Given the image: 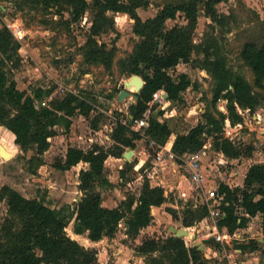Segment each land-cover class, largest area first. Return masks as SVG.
<instances>
[{
  "label": "trees",
  "instance_id": "obj_1",
  "mask_svg": "<svg viewBox=\"0 0 264 264\" xmlns=\"http://www.w3.org/2000/svg\"><path fill=\"white\" fill-rule=\"evenodd\" d=\"M221 1L169 0L155 15L145 19L140 17L137 9L145 6L146 0H15V3L18 8L27 6L34 13L38 9L55 7L61 16L67 11L72 21L81 19L90 10L92 18L80 47L81 55L85 63L102 65L108 70L115 62L116 48L99 42L97 37L113 28V14H128L136 40L132 50L118 58L116 64L120 73L127 76L139 74L145 82L141 90L134 93L138 98L129 105L128 114L132 118L140 117L157 90L165 91L166 99L172 105L180 102L182 93L197 84L188 73L174 76L171 69L180 62H191L209 74L211 96L204 97L202 119L186 132L176 133L172 150L178 155L195 152L203 147L205 137H211L213 149L224 157H251L255 149L253 142L242 146L226 137L225 120L228 119L231 126H240L244 117L239 109L252 113L264 104V41L252 38L245 41L240 49L239 58L253 75L250 82L242 71L230 65L225 44L218 34L210 32L198 42L193 40L200 4L203 5V13L212 21V28L218 25L225 32L231 30L230 14L216 9V4ZM178 14L183 15L186 22L169 26L168 20L175 19ZM68 21L62 19L61 22L67 25ZM19 47L20 42L0 17V125L12 132L13 143L21 155L26 157L25 154L34 148L35 154L27 159L42 161L43 154L51 145V138L59 133L57 126L62 125L68 130L76 113L90 117L94 98L85 90L80 94L66 92L50 97L52 87H36L29 91L18 88L12 72L20 62ZM46 97L50 99L44 101ZM40 100L44 102L42 105H39ZM222 100L225 101V110L218 105ZM163 114V109L154 104L148 126L143 130L147 143L150 139L160 144L170 140L173 130L162 118ZM100 115L98 112L90 118L92 130L98 129ZM110 137L112 141L108 147L97 143L88 149L68 146L54 166L66 170L76 165H88L80 166L77 172L78 188L82 194L75 201V233H86L91 241H99L113 237L123 225L126 236L135 240L140 231L152 222V208L168 202L169 198L164 187L151 185L144 176L138 194H128L115 207L103 205L99 186L111 184L105 177V161L111 157L122 158L125 149H134L136 140L142 135L117 121ZM139 162L143 163V160ZM123 164L119 169V176L123 179L133 167L144 168L138 167L135 159ZM218 193L223 195L220 208L224 215L218 223L220 228L225 227L233 233L246 228L251 217L259 215L264 234V161L248 167L242 186L231 187L220 182ZM0 200L7 204V213L0 223V264L98 263L97 249L84 246L67 233L68 219L59 209L46 205L40 199L25 197L8 184L1 186ZM168 211L178 219L176 208L168 207ZM207 214L205 204L186 203L180 221L184 226L196 225ZM205 242L211 247H219L212 237ZM236 248L242 254L259 251L264 258V244L261 246L256 238L236 243ZM135 250L144 257V264H221L212 263L198 245L172 232L161 237L144 236L135 245Z\"/></svg>",
  "mask_w": 264,
  "mask_h": 264
},
{
  "label": "rangeland",
  "instance_id": "obj_2",
  "mask_svg": "<svg viewBox=\"0 0 264 264\" xmlns=\"http://www.w3.org/2000/svg\"><path fill=\"white\" fill-rule=\"evenodd\" d=\"M147 4L137 9L142 19L155 15L160 7L169 0H146ZM7 18L19 17L22 24L28 28L29 34L21 40L23 48L21 50L24 56H20L19 65L12 72L16 80L17 87L20 89H34L44 87L53 88L51 96H60L64 92L59 90L62 84L66 88H76L78 94L85 90L94 98L90 117L86 118L80 113L73 116L71 127L67 130L62 125L57 126L58 136L51 138L49 149L43 154L42 161L28 160L35 149L29 150L24 157L18 151L15 145H9L6 148L1 144V136L9 133L0 127V146L10 153L11 156H4L0 153V188L8 184L18 190L22 195L28 198H37L46 205L59 209L68 219L67 233L78 240L86 247L95 248L98 251L97 264H144V257L135 250L144 236H166L170 233V226L181 227L188 230L183 237L190 243L204 245L207 258L212 263H226L229 258L224 250L211 247L205 242L206 230L198 223L192 226H184L180 221L185 204H202L200 189L197 188L187 175L184 174L181 167L176 170L158 168L156 173L164 177V189L168 194L169 201L161 206L152 208L153 220L140 231L137 239L131 240L124 233V226L121 225L111 238H102L99 241H91L86 233L77 234L74 232L75 222V201L81 197V191L78 188L77 172L80 166H72L66 170L58 169L54 164L64 155L68 146H77L88 149L97 143L104 147L111 144V132L116 117L129 112V105L135 100L132 96H124L118 101L117 95L121 89H124V82L130 76L118 71L116 61L118 58L128 54L133 47L136 37L131 30V21L126 13L113 14V28L100 34L97 39L99 42H106L108 46H115L116 56L111 69H105L102 65L87 64L83 61L80 47L86 39L87 31L91 23L92 12L87 10L81 19L72 21L67 11L61 16L56 12V8L38 9L34 13L29 7L18 8L15 0H0V4H6ZM202 4H200V13L198 16L197 27L193 34V40L198 42L206 33L218 34L229 58V63L233 69L240 70L246 78L252 82L253 75L248 66L239 58V52L243 43L252 38H258L264 41V0H223L216 4L219 12L230 14L229 32H225L220 26H210L211 19L203 13ZM1 20L5 23L4 12H0ZM62 19L69 20L68 24L61 22ZM186 20L183 15L178 14L175 19L168 20L169 26L174 23L184 24ZM20 43V44H21ZM172 74L179 75L188 73L196 87L191 86L182 93V100L176 102L169 108V101L160 104L164 114L170 118L168 121L173 127L174 132H185L191 125L202 119L201 114L205 108L204 97L211 96V78L209 74L194 66L191 62H180L178 66L171 69ZM49 86V87H48ZM134 94V89L130 91ZM110 94H113L110 97ZM46 97L44 101L50 99ZM225 101L219 102V108L225 110ZM244 123L237 128L236 134H230L240 145H246L253 142L255 149L250 159L243 158L231 165L224 159L217 156V151L212 147L211 137H205L207 154L204 157V178L207 184L214 179L215 185L222 180L228 179V172L232 169H245L255 162L264 161V104L256 108L255 118L247 111L241 110ZM98 112L101 113L98 120V129L92 130L90 127V118ZM248 121V125L245 124ZM226 126V123H225ZM10 135H12L10 133ZM63 135V136H61ZM14 138V136H12ZM13 140V139H12ZM127 147L125 151L128 149ZM1 151V148H0ZM154 150L147 143L146 138L136 140L134 154L130 160L135 159L138 167H144L143 170L133 167L126 173V179L119 176V169L123 167V157L115 159L111 157L105 161V177L111 181V184H102L99 186L102 193V203L108 207L117 206L128 194H138L144 176L149 174L148 169L153 160ZM139 160H143L140 163ZM122 164V165H120ZM148 178V177H147ZM209 182V183H208ZM213 184V183H211ZM168 207L176 208L178 219L172 217ZM7 213V204L5 200H0V223ZM261 220L252 218L249 232L254 237H262L259 241L261 246L264 244V234L261 230ZM196 226L198 230L196 229ZM248 232L247 229L242 230ZM191 232H197L192 235ZM243 240L241 242H247ZM199 247V244H197ZM220 245V244H219ZM229 250V249H228ZM234 254L231 259L243 262L249 260L253 264H264V258H261L259 251L252 253ZM252 257L256 259L252 261ZM251 264V263H250Z\"/></svg>",
  "mask_w": 264,
  "mask_h": 264
},
{
  "label": "built area",
  "instance_id": "obj_3",
  "mask_svg": "<svg viewBox=\"0 0 264 264\" xmlns=\"http://www.w3.org/2000/svg\"><path fill=\"white\" fill-rule=\"evenodd\" d=\"M6 4H0V12H4L3 19L5 20L6 26L11 30L14 37L21 43L27 34H29L28 28H26L19 17H11L10 19L7 18L6 14ZM2 18V17H1ZM23 48L22 43L18 49L21 56H24V53L21 52ZM49 87V86H48ZM59 90L66 93L71 92L73 94H78V90L76 88H66L62 84L59 85ZM166 92L163 90H157L153 93L152 99L148 102V107L144 110L142 115L138 118H132L128 113H124L119 117H116L114 120V124L117 121H120L124 125L128 126L131 130L138 131L141 133L142 138L147 139V135L144 134L143 130L145 127L148 126L149 118L152 114V108L154 104H158L159 108H161L160 104H163L166 101L164 98V94ZM44 102L41 100V104ZM223 110V109H222ZM240 113L242 114L241 109H239ZM247 111L248 114L252 115L255 118V112L250 113L249 110ZM243 115V114H242ZM226 126L224 135L230 138L234 143L238 144L239 142L235 141L234 138L230 135L232 133L236 134L238 132L237 128H232L236 126H231L228 119L225 120ZM245 124L249 126L248 121H245ZM238 127V126H237ZM150 147L154 150L153 160L151 163L150 168L148 169L149 174L147 175L148 179L154 177V174H157V166H163L165 162H170L171 164L181 167L184 174L190 179V181L195 185L197 188L200 189V197L202 199V204H205L208 208V216L204 219L205 224L204 227L207 230L208 234L212 235L217 241H220L222 244L228 243L231 245V241L237 239L239 235L236 232L229 234L223 232L219 228V220L224 215L223 211L220 208L223 195L218 193V185H215V181L211 182L213 184H207L204 178V157L207 154L206 145L195 152H187L181 155L176 154L172 147L167 145V142L164 144L157 143L155 140L150 139L149 143ZM218 158L224 159L227 163L232 165L236 164V159L226 158L223 155L217 153ZM141 163V162H140ZM150 173H153L150 175ZM209 183V182H208ZM227 183L231 187H235L232 182H224ZM161 185V184H158ZM252 218V217H251ZM252 220V219H251ZM261 223V222H260ZM248 232H252V228H250V222H248L246 228ZM252 253V252H251ZM250 253V254H251ZM229 260L226 262L227 264H242L243 262H238L237 260L231 259V256L234 254L240 255L242 254L241 250L234 249L233 251L225 253Z\"/></svg>",
  "mask_w": 264,
  "mask_h": 264
},
{
  "label": "crops",
  "instance_id": "obj_4",
  "mask_svg": "<svg viewBox=\"0 0 264 264\" xmlns=\"http://www.w3.org/2000/svg\"><path fill=\"white\" fill-rule=\"evenodd\" d=\"M179 65V64H178ZM177 65V66H178ZM187 73V72H186ZM167 100V99H166ZM168 101V100H167ZM171 103H169V108H170V110H171V106L172 105H170ZM256 112V111H255ZM162 118L163 119H165V120H169L170 118L167 116V114H163L162 115ZM168 123H169V121H168ZM170 124V123H169ZM196 124V123H195ZM195 124H193V125H191V127L192 126H194ZM171 126V125H170ZM171 128H172V130H173V127L171 126ZM180 133L182 132V131H179ZM186 132V131H185ZM176 133H178V132H174L173 131V134H172V136H171V138H170V140H168L167 141V145L168 146H170V147H172V144H173V140H174V137H175V135H176ZM55 136H58V135H55ZM61 136H63V135H61ZM141 140V139H140ZM134 150V149H133ZM243 158H247V159H250L251 157H241V158H239V161H241V159H243ZM118 160H119V158H118ZM124 161V160H123ZM232 165V164H231ZM158 168L160 167V168H162L163 169V171L165 170V169H168V171L170 170V169H172V170H176V168H177V166H175V165H173V164H171L170 162H165L164 163V165L163 166H157ZM157 168V169H158ZM246 171H247V167H246V170L244 169H232V170H230L229 172H228V179H226V181H224V180H222V182H232L235 186H242L243 185V180H244V177H245V173H246ZM151 174H153V173H150V175ZM213 180L214 179H211V182H213ZM149 182H150V184L151 185H153V186H162V187H164V177H163V175L162 174H160V173H157V174H154V177H152V178H150V180H149ZM158 184H161V185H158ZM165 192H166V190H165ZM252 218H256V219H260L261 220V217L259 216V215H257V216H255V217H252ZM251 218V219H252ZM251 219L249 220V222H250V224H251ZM204 221V224H205V220H202L199 224L201 225V223ZM204 224H203V227L202 228H204L205 229V227H204ZM196 229L198 230V228H197V226H196ZM206 230V229H205ZM243 230H245V229H243ZM206 232V237L208 236V233H207V230L205 231ZM192 233V235L191 236H193V235H196L197 234V232H191ZM258 240H260V239H262V237H258L257 238ZM219 249V248H218ZM256 258L255 257H252V261L253 260H255ZM253 264L254 262H251L250 261V259L249 260H245L244 261V263H242V264Z\"/></svg>",
  "mask_w": 264,
  "mask_h": 264
},
{
  "label": "water",
  "instance_id": "obj_5",
  "mask_svg": "<svg viewBox=\"0 0 264 264\" xmlns=\"http://www.w3.org/2000/svg\"><path fill=\"white\" fill-rule=\"evenodd\" d=\"M144 79L142 78L141 75L139 74H132L128 80H126L124 82V89H121L119 92H118V95H117V99L118 101H121L124 96H132L134 98V100H137L138 98V95L137 94H132L130 91V86L133 84L135 86V89H134V92L137 93L141 90V88L144 86ZM164 98H167V93L164 94ZM39 105H42L41 104V100L39 101ZM0 148L2 149V152L3 154H8L6 156H11L12 153L6 151L4 149L3 146H0ZM134 154V150L131 149V148H128L124 153H123V160L124 161H130V158L131 156ZM80 199V198H79ZM78 199V200H79ZM170 229V232H172L174 235L176 236H184L187 234V230L185 228H181V227H175L173 225H171L169 227ZM197 244H199V249H203V245L200 244V242H197Z\"/></svg>",
  "mask_w": 264,
  "mask_h": 264
},
{
  "label": "bare ground",
  "instance_id": "obj_6",
  "mask_svg": "<svg viewBox=\"0 0 264 264\" xmlns=\"http://www.w3.org/2000/svg\"><path fill=\"white\" fill-rule=\"evenodd\" d=\"M132 89H135V86L132 84L131 86H130V90H132ZM0 127H1V129L3 130V128L5 129V130H7L9 133H4V134H2V136H1V144H3L6 148H8V146L9 145H13L14 146V143H13V134H12V132L11 131H9L5 126H3V125H0ZM10 133L12 134V135H10ZM2 152V149H1V151H0V153ZM125 152V151H124ZM1 154H3V153H1ZM4 156H6V155H8V154H3ZM207 216H208V214H207ZM206 216V217H207ZM205 217V218H206ZM204 218V219H205ZM220 228V227H219ZM187 230V229H186ZM220 230L221 231H223V232H226V233H229L227 230H226V228L225 227H222V228H220ZM243 229H237V230H235L234 232H236L237 233V235H239V237L237 238V239H234L233 241H231V245L230 244H228V243H224V244H222L220 241H217L212 235H210V234H208V236L209 237H212L215 241H217L220 245H219V249H221V250H224L225 252H230V251H233L234 249H238V248H236V243H239V242H241V241H243V240H249V239H252V238H258V237H254L253 235H251L249 232H245V231H242ZM188 231V230H187ZM233 232V233H234ZM188 233V232H187ZM208 233V232H207ZM229 234H232V233H229ZM258 240V239H257ZM195 245H197V244H195ZM203 245V244H202ZM203 248H204V245H203ZM229 249V250H228ZM240 250V249H239Z\"/></svg>",
  "mask_w": 264,
  "mask_h": 264
}]
</instances>
